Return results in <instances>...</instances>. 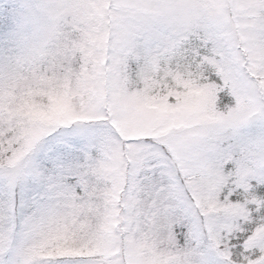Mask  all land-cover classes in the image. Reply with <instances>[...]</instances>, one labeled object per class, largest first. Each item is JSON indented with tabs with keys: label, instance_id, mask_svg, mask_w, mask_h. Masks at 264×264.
Instances as JSON below:
<instances>
[{
	"label": "snow or ice",
	"instance_id": "obj_1",
	"mask_svg": "<svg viewBox=\"0 0 264 264\" xmlns=\"http://www.w3.org/2000/svg\"><path fill=\"white\" fill-rule=\"evenodd\" d=\"M0 264H264V0L0 11Z\"/></svg>",
	"mask_w": 264,
	"mask_h": 264
},
{
	"label": "rangeland",
	"instance_id": "obj_2",
	"mask_svg": "<svg viewBox=\"0 0 264 264\" xmlns=\"http://www.w3.org/2000/svg\"><path fill=\"white\" fill-rule=\"evenodd\" d=\"M23 0H0V11L15 12Z\"/></svg>",
	"mask_w": 264,
	"mask_h": 264
}]
</instances>
